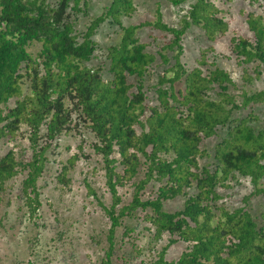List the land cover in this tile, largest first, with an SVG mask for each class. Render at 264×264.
Returning <instances> with one entry per match:
<instances>
[{
    "label": "trees",
    "instance_id": "obj_1",
    "mask_svg": "<svg viewBox=\"0 0 264 264\" xmlns=\"http://www.w3.org/2000/svg\"><path fill=\"white\" fill-rule=\"evenodd\" d=\"M80 1L0 0V138H14L25 125L31 149L26 159L12 148L0 156V201L7 181L25 172L19 198L29 218L37 215L41 200L36 182L45 168L46 151L54 139L71 130L72 123H81L94 135L92 145L102 156L111 194L107 206L98 199L110 221L108 257L121 219L133 217L138 208H149L143 219L155 238L163 232L170 235L155 261L159 264H264V208L252 210L245 196L246 207L228 210L217 204L221 194L216 189L228 186L229 177L241 175L250 177L253 195L264 193L259 186L264 177V124L250 123L258 119L255 108L264 102V89L252 93L237 89L231 73L208 65L204 53L200 67L190 70L180 59V39L191 24L202 26L211 40L224 34L227 23L209 0H195L179 27L168 26L160 17L145 22L172 36L159 52L166 68L154 83L158 102L149 105L144 85L156 57L136 35L138 25L121 23V17L134 10L132 0H110L106 10L78 34L72 12L80 10ZM107 19L119 26L121 36L106 48L110 77L105 79L102 66L88 63L96 50L92 36ZM246 23L251 35H232L231 50L241 63L264 64V15L249 12ZM34 43L39 49L33 54L28 47ZM166 50L175 52L168 56ZM242 78L250 80L251 73L244 69ZM241 109L245 117L233 116ZM219 127L226 131L214 145L213 166L200 165V157L208 154L201 143L215 136ZM67 168L61 166L58 181L68 183ZM131 179L133 191L124 202L118 187ZM151 180L161 185L155 196L143 199L142 190ZM191 187L196 191L189 192ZM88 192L95 196L90 187ZM178 194L186 196L183 207L163 210V201ZM178 241L185 243L179 257L163 260L167 247Z\"/></svg>",
    "mask_w": 264,
    "mask_h": 264
},
{
    "label": "rangeland",
    "instance_id": "obj_2",
    "mask_svg": "<svg viewBox=\"0 0 264 264\" xmlns=\"http://www.w3.org/2000/svg\"><path fill=\"white\" fill-rule=\"evenodd\" d=\"M53 3L56 0H48ZM110 0H81L80 10L73 11L74 28L76 33H83L91 20L103 13ZM216 8V15L227 23L224 34L215 35L209 39L202 26L191 24L180 39L182 53L181 62L188 70L200 67L199 61L204 53V60L229 71L237 82L238 88L252 93L264 89V64L258 60L248 63L239 62V57L231 50L230 38L232 35L249 36L251 32L246 23L249 12L264 15V2L250 0H209ZM85 2V4H83ZM195 0H183L174 4L172 0H132L134 10L121 17L124 26L138 25L136 35L147 44V49L155 54L156 60L149 68L145 79L144 90L149 105L157 103L156 86L154 83L161 75L166 65L161 62L160 50L167 44L171 35L153 25L158 17L168 26L179 27L181 19L189 6ZM73 5V2H70ZM121 29L110 20L102 22L94 35L96 43L95 56L88 63L91 66H102V76L107 79L110 73L107 70L106 48L119 42ZM81 36L78 37L79 40ZM39 44L34 43L28 51L35 53ZM165 51V50H164ZM168 56L173 50H166ZM206 66H201L205 70ZM260 74L256 75L255 69ZM246 69L251 73V79L242 78ZM206 72V71H205ZM166 85V84H165ZM214 89V88H213ZM215 90V89H214ZM214 90L208 93L213 94ZM14 100L9 101V106ZM255 111L257 120H250L255 127L264 124V102L259 103ZM233 116H246V111L234 110ZM74 125L68 133H62L54 139L46 151V163L42 174L37 179L40 192L41 206L32 218L28 217L26 208L22 206L20 197L21 182L25 172L20 171L6 183L0 201V264H159V252L167 245L170 235L163 232L158 238L149 222L144 221L143 215L147 210L138 208L133 217H124L115 230L114 245L110 256H107L108 240L106 233L110 221L98 199L105 206L111 203V194L105 183V168L102 156L94 150V135L89 128L81 123ZM258 125V126H257ZM225 128L219 127L215 136L205 138L201 148L208 154L199 159L200 165H211L214 145L219 137L225 134ZM44 132V127H42ZM29 129L21 125L13 137L0 138V156L12 148L17 153L28 158L31 149L27 139ZM43 139H40V142ZM77 155L73 165L69 160ZM116 157L117 154H114ZM67 165L68 183L58 181L56 175L61 166ZM133 179L118 187V192L124 202L130 200ZM228 186L217 185L221 194L217 204H223L228 210L244 206L243 198L249 196L248 207L253 209L264 208V193L252 194L255 187L248 176L236 175L226 181ZM160 182L151 180L142 191V198L155 196ZM259 186L264 190V177L259 180ZM89 187L95 191L90 194ZM190 191H196L191 187ZM186 196L178 194L163 201L162 209L173 212L181 209ZM117 206H120L118 204ZM246 207V206H244ZM126 227H134L127 231ZM146 227H151L150 229ZM114 247V248H113ZM185 243L178 241L170 244L164 252L163 260L170 261L179 257Z\"/></svg>",
    "mask_w": 264,
    "mask_h": 264
}]
</instances>
